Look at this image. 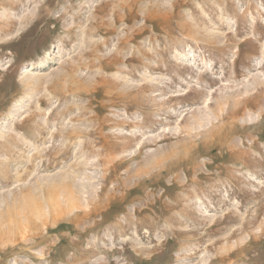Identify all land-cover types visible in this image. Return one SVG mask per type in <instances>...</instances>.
Instances as JSON below:
<instances>
[{"label": "rangeland", "instance_id": "1", "mask_svg": "<svg viewBox=\"0 0 264 264\" xmlns=\"http://www.w3.org/2000/svg\"><path fill=\"white\" fill-rule=\"evenodd\" d=\"M0 264H264V0H0Z\"/></svg>", "mask_w": 264, "mask_h": 264}]
</instances>
